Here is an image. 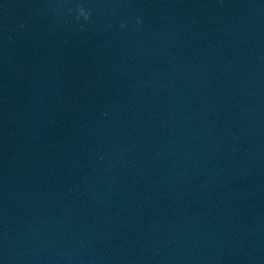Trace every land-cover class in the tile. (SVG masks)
<instances>
[{"label":"clouds","instance_id":"1","mask_svg":"<svg viewBox=\"0 0 264 264\" xmlns=\"http://www.w3.org/2000/svg\"><path fill=\"white\" fill-rule=\"evenodd\" d=\"M88 18H89V16H88V17H86V18H85V20H87Z\"/></svg>","mask_w":264,"mask_h":264}]
</instances>
